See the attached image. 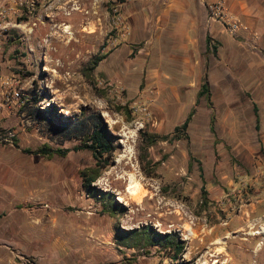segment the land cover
I'll return each mask as SVG.
<instances>
[{
	"label": "rangeland",
	"instance_id": "1",
	"mask_svg": "<svg viewBox=\"0 0 264 264\" xmlns=\"http://www.w3.org/2000/svg\"><path fill=\"white\" fill-rule=\"evenodd\" d=\"M176 7L192 13L196 1H127L121 12L131 34L119 37L107 2L57 0L5 38L0 95L8 80L23 96L0 105V224L10 227L9 254L17 260L264 264V85H232L222 99L209 92L198 97L202 85H187L190 75L165 57L178 51L163 42L167 26L188 25ZM144 24L149 28L142 32ZM221 37L234 39L228 32ZM141 98H153L150 119L133 108ZM125 105L130 114L118 108ZM193 109L187 130H176ZM96 121L113 135L116 150L93 185L123 205L115 216L84 186L81 171L96 164L92 151L75 148ZM150 133L167 138L156 136L149 145ZM45 147L52 156L36 153ZM131 181L138 185L130 193ZM143 225L175 233L183 248L117 242L121 229ZM15 232L22 236L17 244Z\"/></svg>",
	"mask_w": 264,
	"mask_h": 264
},
{
	"label": "crops",
	"instance_id": "2",
	"mask_svg": "<svg viewBox=\"0 0 264 264\" xmlns=\"http://www.w3.org/2000/svg\"><path fill=\"white\" fill-rule=\"evenodd\" d=\"M195 1L196 7L192 13L187 10L182 11L183 8L181 7L175 8V10L181 12L183 16H188L186 21L188 25L185 27V22L180 21L179 24L175 25L176 28L174 29V25L169 24L164 34L166 36L162 37V39L165 37L163 42H171L172 44L178 45V51L165 55L166 59L170 60L168 64L176 62L181 69V73L184 72L190 75L187 85L198 86L199 88V85H202L204 79H206L209 85V93H211V96L214 98L215 93L217 97H220L219 99L226 97V93L234 88L232 85H243L245 86L244 88H262L264 85V0L228 1L229 10L242 15L248 26V29L243 31L240 35L236 37L233 36L234 39L232 42L225 41L221 37V34L227 31L220 23H209L207 21V9L201 0ZM167 6L169 5L167 4ZM170 6H172L171 3ZM170 8L166 9L168 10ZM157 15L160 21L162 16L165 15L163 9L161 10V15L160 13ZM136 16L137 15H133V20ZM158 20L155 22V27L156 24H159ZM134 23L138 24L137 21ZM214 26H218L219 29ZM152 27L150 29H152ZM148 28V25L144 24L142 32ZM185 38L190 41L191 45L183 43ZM208 38H210V42H215V49L213 52L207 50L210 47ZM145 39L151 40L152 37L150 39ZM180 62H183V65H181ZM181 66L183 67L181 68ZM154 77L153 72L148 75L145 73V85H147V79ZM9 217L11 219L16 217V213H14V211L12 214L9 212ZM8 230H10V227H8L6 222L3 223V225L0 224V264H25L23 261L17 260L11 253L9 254V251L13 252L14 248L11 245L12 242L8 240ZM10 234L13 235L12 232H10ZM21 237V234L15 232V242H13V244H17L18 241H21L18 240L21 239ZM20 244L22 245L23 243ZM15 246V248H18L17 245ZM52 250L56 251L59 249L54 246ZM72 264L92 263H88L87 259L80 258L74 260ZM97 264L105 263L98 262ZM107 264L121 263L115 262L114 260Z\"/></svg>",
	"mask_w": 264,
	"mask_h": 264
},
{
	"label": "trees",
	"instance_id": "3",
	"mask_svg": "<svg viewBox=\"0 0 264 264\" xmlns=\"http://www.w3.org/2000/svg\"><path fill=\"white\" fill-rule=\"evenodd\" d=\"M210 42V38H208ZM215 48V46H214ZM106 55H101L96 57L93 61L92 67H95L97 63L105 58ZM209 92V85L206 79L201 86V89L198 92V97L203 96L204 94ZM120 110H124L126 114H130V109L127 105L119 106ZM56 114V109H51ZM194 114V109L190 112L186 120L176 126V130H183L184 132L187 130L192 116ZM147 143L152 145L155 143V137L159 136L162 139H166L167 136H160L156 134H148ZM78 149H89L92 151L96 164L91 167H87L81 171L84 186L88 190L89 194L95 198H97L102 205V211L108 213L111 216H115L118 213L123 211V205L118 202L115 194L111 191H105L97 188L93 185L100 175L102 174L105 166L109 163V157L116 150L115 140L113 139V135L108 131L107 127L104 126L100 121H96L92 128V131L88 134L86 140L79 146L75 147ZM27 152H31V149H26ZM57 153L66 154L67 151L62 150L61 148H57L55 150ZM36 153H43L52 156L51 153L48 152V148H42ZM203 193L206 197V191L203 190ZM207 202V200H206ZM117 242L124 247L129 248H146L151 246H160L162 248H170L173 247L176 251H180L183 248V245L179 239V237L175 233H167V232H159L151 225H143L139 228L134 229H121L120 234L117 238Z\"/></svg>",
	"mask_w": 264,
	"mask_h": 264
},
{
	"label": "built area",
	"instance_id": "4",
	"mask_svg": "<svg viewBox=\"0 0 264 264\" xmlns=\"http://www.w3.org/2000/svg\"><path fill=\"white\" fill-rule=\"evenodd\" d=\"M57 0H0V50L13 28H20L29 23L30 15L39 12L40 10L47 9ZM107 2L109 7L114 11V24L117 36L124 37L130 32V25L125 16L122 14L121 9L124 3L129 0H99ZM167 1V0H164ZM229 0H201L207 9V21L220 23L226 31L232 36H238L243 31L248 29L244 21L228 7ZM66 15H70V11H64ZM117 40V39H115ZM2 85L4 91L0 95V105L22 98V92L17 89L12 81H3ZM153 98H141L134 102L133 108L135 112L143 119H150L152 111L150 103ZM264 176V169L262 171Z\"/></svg>",
	"mask_w": 264,
	"mask_h": 264
},
{
	"label": "bare ground",
	"instance_id": "5",
	"mask_svg": "<svg viewBox=\"0 0 264 264\" xmlns=\"http://www.w3.org/2000/svg\"><path fill=\"white\" fill-rule=\"evenodd\" d=\"M137 185H138V183L131 181L130 186L128 188V191L131 193L137 187Z\"/></svg>",
	"mask_w": 264,
	"mask_h": 264
}]
</instances>
